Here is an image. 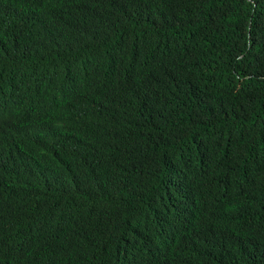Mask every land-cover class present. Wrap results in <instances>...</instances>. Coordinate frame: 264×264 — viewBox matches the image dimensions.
<instances>
[{
  "label": "trees",
  "instance_id": "trees-1",
  "mask_svg": "<svg viewBox=\"0 0 264 264\" xmlns=\"http://www.w3.org/2000/svg\"><path fill=\"white\" fill-rule=\"evenodd\" d=\"M0 264H264V0H0Z\"/></svg>",
  "mask_w": 264,
  "mask_h": 264
}]
</instances>
